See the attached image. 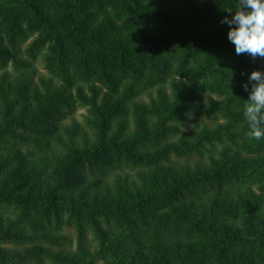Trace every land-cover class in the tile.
<instances>
[{
    "label": "trees",
    "instance_id": "obj_1",
    "mask_svg": "<svg viewBox=\"0 0 264 264\" xmlns=\"http://www.w3.org/2000/svg\"><path fill=\"white\" fill-rule=\"evenodd\" d=\"M238 7L0 0V264H264Z\"/></svg>",
    "mask_w": 264,
    "mask_h": 264
},
{
    "label": "clouds",
    "instance_id": "obj_2",
    "mask_svg": "<svg viewBox=\"0 0 264 264\" xmlns=\"http://www.w3.org/2000/svg\"><path fill=\"white\" fill-rule=\"evenodd\" d=\"M238 5L234 15L228 10V16L221 20L230 27L228 40L235 45L237 55L264 58V0H238ZM243 87L249 92L243 110L249 126L247 138L264 139V72L253 71Z\"/></svg>",
    "mask_w": 264,
    "mask_h": 264
},
{
    "label": "rangeland",
    "instance_id": "obj_3",
    "mask_svg": "<svg viewBox=\"0 0 264 264\" xmlns=\"http://www.w3.org/2000/svg\"><path fill=\"white\" fill-rule=\"evenodd\" d=\"M38 65V71L40 73H45V71L42 69V64L40 62L37 61L36 63ZM83 114H84V110H78L75 114V118L76 119H79L80 121L82 120V117H83ZM192 119H195V117H193ZM197 121L198 122H205L207 124H211V120L206 118V117H202V119L200 118H197ZM182 129H185L187 130L188 133L190 132H193L196 127H195V124H189V123H186L185 126H182ZM192 134V133H191ZM63 234L66 236V237H69L70 240H68V243H61V246H58V247H55V249H58V248H69V249H75V241H74V236H75V233H74V229H68V228H65L63 230ZM91 238V236H90ZM65 242V241H64ZM6 246H12L11 244H8ZM94 246V243H92V247ZM18 261H16L15 263L11 261V264H17ZM46 264H50L48 262H46Z\"/></svg>",
    "mask_w": 264,
    "mask_h": 264
}]
</instances>
